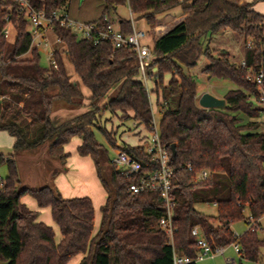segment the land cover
<instances>
[{
	"label": "trees",
	"instance_id": "16d2710c",
	"mask_svg": "<svg viewBox=\"0 0 264 264\" xmlns=\"http://www.w3.org/2000/svg\"><path fill=\"white\" fill-rule=\"evenodd\" d=\"M69 1L30 0L47 15ZM125 3L133 14L145 18L152 33L153 59L146 67V75L154 81L151 91L159 107V137L168 150L173 170L172 243L157 226L165 213L159 193H131L128 185L134 179L114 168L93 131H101L114 146L113 131L108 132L103 121L97 123L98 104L105 98L104 110L153 130L149 94L137 77L135 52L129 47H115L110 39L94 42L93 38H79L69 27L53 21L51 28L64 46L65 57L90 91L92 107L54 125L50 113L56 105H80V85L66 73L57 50L53 52L56 67L39 64V51L30 46L28 21L19 12L18 4L15 0H0V130L14 136L12 152L7 156L0 153V164L5 163L7 168L0 181V260L5 264H67L84 254L78 264H171L173 250L190 257L196 255L198 247L191 234L194 226L216 246L237 242L249 260L264 259V240L256 230L246 229L236 235L231 228L235 221L258 220L264 215V131L258 130L260 108L251 100L257 94V85L246 77L249 71L262 70L264 79V15L250 3L238 0H101V13L91 21L105 27L103 17ZM177 5L180 14L176 18L168 14L158 18ZM173 19L178 21L168 27L166 22ZM8 22L15 28L12 41L3 33ZM112 23L123 34L132 31L130 19L118 18ZM226 29L245 40L244 66L230 61L228 53L214 56L207 46L201 47V37ZM27 52L30 57L22 58ZM200 52L208 60L202 69L208 78L228 79L235 85L223 95V107L204 108L197 104L196 79L183 67L195 65ZM165 72L171 73L166 83ZM73 136L81 139L78 154L93 160L108 191L100 206L96 232L94 208L88 196L65 198L47 184L30 188L20 187L19 183L17 153L47 143V154L62 160L68 156L64 145ZM122 149L140 161L144 169L155 168L144 145L125 144ZM106 162L111 167L107 178L102 174ZM201 170L208 172L206 178L198 176ZM25 193L31 194L39 207L50 208L60 233L58 240L53 228L38 219V211L21 202ZM197 202H215V214L197 210Z\"/></svg>",
	"mask_w": 264,
	"mask_h": 264
},
{
	"label": "rangeland",
	"instance_id": "374dc122",
	"mask_svg": "<svg viewBox=\"0 0 264 264\" xmlns=\"http://www.w3.org/2000/svg\"><path fill=\"white\" fill-rule=\"evenodd\" d=\"M251 2L253 4L254 10L264 15V0H251ZM64 8L67 9L69 17H71L72 19L88 21L96 19L100 15L102 4L101 0H70ZM166 14L176 18L180 14V6H174L169 10L163 12L162 14H159L158 18H161ZM108 15L111 20L114 21L118 18L130 19L136 30H149L150 28L145 18L133 14L130 11L127 3L116 5L113 10H110ZM177 21L178 20H170L166 22V24H168V27H170L171 24ZM114 26H116V23H114ZM46 36L49 43L52 44V49L56 48L61 50L62 62L66 73L71 77V79H78L76 73L74 72L72 64L65 57L63 44L57 42L56 36L51 27L46 28ZM140 43L151 47L152 33L149 31L145 37L140 38ZM200 43L202 49L207 46L212 53L227 52L231 55V58L234 59V63H241L244 50V40L242 36L231 29H226L224 31L216 33L215 35H207L206 37H201ZM39 48L40 49H37L40 54L39 64L42 66H47L49 64V57L46 53V49L49 47L42 44ZM206 62V56L203 52H200L196 60V64L189 69L190 75H193L196 79V84L198 85L199 92L213 91L217 95H223L230 88H235V85L228 79L208 78L207 75H205L201 71ZM152 71L155 72L156 67H153ZM137 77L143 82V78L139 73ZM170 78V72H165L163 74L164 83H166ZM147 86L150 91L152 118L158 130L160 113L159 107L156 104L155 92L151 91L154 87V81L151 77L147 78ZM80 87L83 95L80 105L67 107L70 108V111L69 113H67V116L65 115L62 118H58L61 119V121L72 118L73 116L79 114L80 110L84 111L87 107L89 108V90L84 85L80 84ZM115 88H117V86H115L114 89ZM109 92L112 93L113 89ZM105 101L106 98L105 100H103L102 104H100L101 102L98 104L99 110L96 111V113L99 115L100 121H97V123L100 124L103 121L107 131H113L112 133L115 134L116 141L120 144L124 143L131 147L145 145L146 141L151 137L153 130H148L143 125H136L135 121L131 118L121 119L119 113H113L108 109L104 110L103 106ZM197 104L199 105L198 101ZM261 130H264V126ZM93 131L96 140L106 148L108 156L111 157L114 154L112 145L108 142L101 131L96 128H94ZM9 135L12 136L6 131L5 137H7V139ZM5 137H2L3 141L6 139ZM78 138V136H74L68 141V143H66L64 150L68 153V156L62 160L52 158L47 154V144H45L41 148L39 147L29 150L25 149L23 152L17 153L15 156L17 173L20 187L25 186L30 188H38L47 184L56 188L59 193L65 198L79 196L90 197L95 211L94 232H96L100 226V206L104 203L108 195V191L103 186L97 175L93 160L88 156H81L78 154L76 150ZM3 141L0 140V142ZM12 145L13 141L8 147H6L5 145H0V153H2L4 156H7L9 152L12 151ZM110 169L111 167L107 162L103 163L102 174L104 177L107 178L109 176ZM6 173V164L1 163L0 177L4 178ZM20 200L28 207L30 206L29 204H33L34 207L36 206L35 199L29 193H25L24 195H22ZM195 207L197 210L205 214H215V206L212 203L197 202L195 204ZM35 208L37 209V206ZM40 209L43 210L42 213L38 212V216L39 214H41L39 218L44 217L43 214L45 211H47L48 213L50 212L49 207ZM40 209L39 211H41ZM51 224L47 223V225L51 226L54 229L55 239H57V237L60 236L58 227L54 222H52ZM231 228L236 234L239 235L243 231H245L248 226L244 222V220H239L233 222L231 224ZM256 232L258 237L264 240V215L259 218V226L256 229ZM261 254L264 258V247L261 249ZM234 256L235 254L233 251V247L232 245H229L225 249L224 256L217 255L214 258H207L196 263L224 264L225 257ZM0 264H5V262L0 260Z\"/></svg>",
	"mask_w": 264,
	"mask_h": 264
},
{
	"label": "built area",
	"instance_id": "2783aa9c",
	"mask_svg": "<svg viewBox=\"0 0 264 264\" xmlns=\"http://www.w3.org/2000/svg\"><path fill=\"white\" fill-rule=\"evenodd\" d=\"M18 4L19 12L24 15L28 21V27L31 32V47L40 49L43 44L48 46L46 53L49 57V63L56 67V63L53 59L54 49L51 48L46 36V28L51 27L53 21H58L60 25L69 27L74 34L79 38H93L94 42L99 39H110L115 47H129L135 52L138 62V73L143 78L145 85L147 80L146 67L152 61L153 55L150 47L141 44L140 38L145 37L149 30H136L132 25V31L129 34H123L120 30L114 26L109 16L105 15L103 19L106 21L105 27H99L96 22L91 20L80 21L69 17L66 8L54 10L50 15H47L41 8H35L30 0H15ZM130 9V8H129ZM131 11V10H130ZM13 26L11 22H8L4 29V37L8 39L10 34V28ZM14 27V26H13ZM56 36V35H55ZM57 42L59 38L56 37ZM240 65L244 66V62ZM247 79L254 82L257 85V94L251 97L254 105L260 108V121L261 126H264V79L262 70L251 73H247ZM153 123V133L151 137L146 141L144 150L147 154L152 156L155 162V168L144 169L143 164L138 161L134 156L130 155L122 149V147H116L113 150V155L110 157V163L114 168L119 171L124 177H132L134 180L128 185V189L131 193H139L142 191H155L159 193L165 208V213L157 220V226L167 234L170 242L172 243L173 237V225L171 220L173 194H172V174L173 170L170 165L169 153L166 146L161 142L159 132ZM264 131V130H263ZM200 178H206L208 172L201 170L198 175ZM3 177H0V181ZM214 206L216 203H212ZM250 230H256L259 226L258 220L249 218L244 220ZM191 234L195 238V243L198 247V251L194 257L182 255L173 250L171 264H187L191 262H198L207 258H214L217 255L224 256L227 246L233 247L234 257H225L224 264H264V259L259 261H252L246 258L237 242H233L226 245L216 246L207 239L200 232L198 226H194L191 230ZM236 234V233H235ZM238 235V234H236Z\"/></svg>",
	"mask_w": 264,
	"mask_h": 264
},
{
	"label": "crops",
	"instance_id": "0c3cea01",
	"mask_svg": "<svg viewBox=\"0 0 264 264\" xmlns=\"http://www.w3.org/2000/svg\"><path fill=\"white\" fill-rule=\"evenodd\" d=\"M238 2L239 3H242V2H247V3H250L251 4V6L253 7V4H252V2H251V0H238ZM255 7V6H254ZM174 20V19H173ZM172 20V21H173ZM115 27H117V25L115 26ZM213 35H215V34H213ZM14 36H15V28L12 26L11 28H10V34H9V37H8V41H12L13 40V38H14ZM243 40H244V38H243ZM249 42V39L246 41V43H248ZM244 48H245V40H244ZM243 48V49H244ZM54 50H57L58 52H59V54H60V56H61V59H62V55H61V50L60 49H54ZM63 51H64V46H63ZM222 53H224V52H217V53H212L214 56H218L219 54H222ZM225 53H227V52H225ZM229 54V53H228ZM28 55V56H27ZM243 56H244V50H243ZM243 56H242V60H241V62L243 61ZM22 58H28V57H30V52H27V53H25V54H23L22 56H21ZM229 58H230V61H232V62H234V59H232L231 58V55L229 54ZM207 63H208V60H207V62L205 63V65L202 67V69L207 65ZM237 64V63H236ZM239 64V63H238ZM237 64V65H238ZM191 67H183V69H184V72L186 73V74H190L189 73V69H190ZM202 69H201V71H202ZM77 75V74H76ZM206 75V74H205ZM78 77V76H77ZM70 79H71V77H70ZM71 80H73V81H77V82H79V85L81 84V85H83L81 82H80V79H79V77H78V79H71ZM145 87H146V89L148 90V94H149V100H150V91H149V89H148V86H147V80H146V83H145ZM80 89H81V87H80ZM89 90V89H88ZM203 92H205V91H198V85H196V100L198 101V98H199V96L203 93ZM209 93H211L212 95H214V96H216V97H219V98H223V95H217L216 93H214L213 91H208ZM89 96H90V91H89ZM89 98V97H88ZM90 101V100H89ZM103 103V101L100 103V104H102ZM89 105V104H88ZM150 105H151V100H150ZM91 109V107H90V105H89V108L87 107L84 111H82V110H80V112H79V114H81V113H84V112H86V111H89ZM69 111H70V108H67V107H64V106H55V108L52 110V112L50 113V118H51V121H52V123L54 124V125H58L59 123H61V122H63V121H67V120H70V119H72V118H74L75 116H77V115H79V114H77V115H75V116H73L72 118H69V119H66V120H62L61 121V119H58V118H62V117H64L65 115L67 116V113H69ZM75 111V110H74ZM76 112V111H75ZM60 120V121H59ZM263 128V126H259V128H258V130H261ZM5 134H6V131L5 130H0V140L1 141H3L2 140V137H5ZM114 136H115V134H114ZM74 137V136H73ZM79 137V136H78ZM6 139L3 141V142H0V145H5L6 147H8L10 144H11V142L13 141V143H14V137H12V136H10L9 135V137H8V139H7V137H5ZM80 142H81V139H80V137L78 138V140H77V146L80 144ZM45 144H47V143H44L43 145H41L40 146V148L42 147V146H44ZM66 145V144H65ZM65 145H64V147H65ZM125 144L124 143H118L117 141H116V139H115V142H114V146H112L113 147V150H114V148H116V147H123ZM13 146V145H12ZM76 150H77V147H76ZM65 151V150H64ZM12 152V151H11ZM10 153V152H9ZM89 157V156H88ZM90 198V197H89ZM91 199V198H90ZM106 200V199H105ZM105 202V201H104ZM35 204H36V206H37V209L34 207V205L33 204H29L30 206L28 207V208H30V209H32V210H37L38 212H40V213H42V210L40 209V208H47L48 206H46V207H39L38 205H37V203H36V201H35ZM35 208V209H34ZM39 209L41 210V211H39ZM49 210H50V208H49ZM94 213H95V211H94ZM41 214H39V216H40ZM44 217L43 218H39V216H38V219L40 220V221H43L44 223H48V224H51L52 222H54L53 221V219H52V216H51V212H47V211H45L44 212ZM100 215H101V213H100ZM55 223V222H54ZM56 224V223H55ZM52 225V224H51ZM58 227V226H57ZM54 230V229H53ZM93 231H94V221H93ZM60 238V236L59 237H57V240ZM84 254H80V255H77V256H75V257H73L72 259H70L68 262H67V264H78L79 263V260L81 259V257L83 256Z\"/></svg>",
	"mask_w": 264,
	"mask_h": 264
},
{
	"label": "water",
	"instance_id": "95a60500",
	"mask_svg": "<svg viewBox=\"0 0 264 264\" xmlns=\"http://www.w3.org/2000/svg\"><path fill=\"white\" fill-rule=\"evenodd\" d=\"M199 106L204 108H211V107H223L225 106V99L219 98L212 95L209 92H203L198 98ZM172 154L174 153V144L172 143L170 146Z\"/></svg>",
	"mask_w": 264,
	"mask_h": 264
}]
</instances>
